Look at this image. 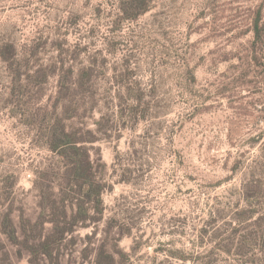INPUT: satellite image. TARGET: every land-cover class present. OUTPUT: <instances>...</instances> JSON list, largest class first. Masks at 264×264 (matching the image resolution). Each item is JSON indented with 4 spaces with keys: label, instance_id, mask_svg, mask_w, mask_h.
Returning a JSON list of instances; mask_svg holds the SVG:
<instances>
[{
    "label": "rangeland",
    "instance_id": "374dc122",
    "mask_svg": "<svg viewBox=\"0 0 264 264\" xmlns=\"http://www.w3.org/2000/svg\"><path fill=\"white\" fill-rule=\"evenodd\" d=\"M126 1L0 0V264H264V0ZM55 118L105 186L63 236Z\"/></svg>",
    "mask_w": 264,
    "mask_h": 264
},
{
    "label": "trees",
    "instance_id": "16d2710c",
    "mask_svg": "<svg viewBox=\"0 0 264 264\" xmlns=\"http://www.w3.org/2000/svg\"><path fill=\"white\" fill-rule=\"evenodd\" d=\"M151 1H126L125 6L128 9L123 8L125 17H136L146 12L150 7ZM251 31L255 38L254 45H256L263 36L258 18L255 19ZM40 138L64 162L66 168L62 174L58 173L55 175L62 180V185H64L61 187V194H59L61 198L58 201H51L48 205V209L52 211L55 218V221H52L53 225H55V230L59 231L58 234L60 236H63L66 232H73V226L76 224L82 223L85 225L88 221L101 220L104 211L102 195L105 186L95 180L93 165L87 151L81 145L80 138L75 133L68 131L63 120L60 118L53 119L48 127L42 129ZM75 186H77L78 190H74ZM57 205L62 210L63 217L61 221L63 222L57 220V216L59 215ZM68 207L74 210L73 219L69 223L64 218ZM92 209L96 217L91 214ZM253 213L252 211L251 214ZM60 224L62 227H60ZM56 244L57 241L54 239L44 238L37 247V255L43 254L49 259L53 258ZM102 258L103 256L101 255L98 257V260L101 261Z\"/></svg>",
    "mask_w": 264,
    "mask_h": 264
}]
</instances>
